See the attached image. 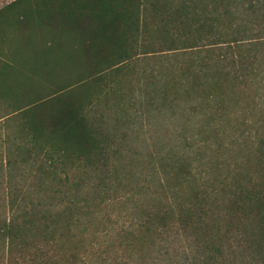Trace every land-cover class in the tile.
I'll use <instances>...</instances> for the list:
<instances>
[{"label": "trees", "instance_id": "trees-1", "mask_svg": "<svg viewBox=\"0 0 264 264\" xmlns=\"http://www.w3.org/2000/svg\"><path fill=\"white\" fill-rule=\"evenodd\" d=\"M24 1L0 43V264H264V0ZM144 122L139 153L120 130Z\"/></svg>", "mask_w": 264, "mask_h": 264}, {"label": "rangeland", "instance_id": "rangeland-1", "mask_svg": "<svg viewBox=\"0 0 264 264\" xmlns=\"http://www.w3.org/2000/svg\"><path fill=\"white\" fill-rule=\"evenodd\" d=\"M32 1H34V0H25L23 3H21V5H20V7L21 8H26L27 6H28V4H29V2L30 3H34V2H32ZM36 5L37 6H39L38 5V2L36 3ZM18 8H19V6H18ZM16 10V9H15ZM14 10V11H15ZM11 12H13V10L11 11ZM15 20H19V18H16V17H14V21ZM13 22V19L11 20V21H7L6 22V25H5V27H1L0 26V34H2L6 29H8V30H10L11 29V26H10V23H12ZM175 123L176 122H174V123H170L169 125H168V130H166V132L164 133L163 132V135L164 134H169V138H167V139H174V140H176V136L177 137H179V139L178 140H181V138H180V135H181V127L180 126H176L175 125ZM142 126H143V128L141 129V128H136L135 127V130H133V133H131L129 130H126L125 128H122L121 130H120V132H123V133H126L128 136H127V139H129L133 134H135V135H137L139 138H138V140L139 141H135L134 142V144L131 146V149L132 150H134V151H138L139 153L141 152V153H144V152H146V150H148V151H151L152 152V135H154V132L152 131V125H148L147 123H142ZM137 127H139V126H137ZM181 129V130H180ZM157 132V131H156ZM161 133H162V131H161ZM188 135V134H187ZM194 137H196L197 138V136H194ZM146 141L147 142V144H149L150 146H148V148H144L142 145H143V143H142V141ZM182 141V140H181ZM184 141V140H183ZM178 142V141H177ZM185 142V141H184ZM190 142V141H189ZM195 147V146H194ZM197 147V146H196ZM1 206H2V203H1ZM4 213V212H3ZM5 214H7V210L5 211ZM8 217H9V215H8Z\"/></svg>", "mask_w": 264, "mask_h": 264}, {"label": "crops", "instance_id": "crops-1", "mask_svg": "<svg viewBox=\"0 0 264 264\" xmlns=\"http://www.w3.org/2000/svg\"><path fill=\"white\" fill-rule=\"evenodd\" d=\"M17 0H0V26L5 27L7 21H11L14 19L13 13L11 12L12 9H10V4ZM109 1V0H108ZM108 1L105 0V5H108ZM33 2V1H32ZM39 4H44V0H38ZM117 2H114V6H116ZM10 32L8 29H6L2 34H0V43L10 42L7 40L9 38ZM4 55H6V48H4Z\"/></svg>", "mask_w": 264, "mask_h": 264}]
</instances>
